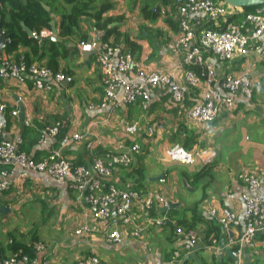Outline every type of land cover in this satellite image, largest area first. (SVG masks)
I'll return each mask as SVG.
<instances>
[{"label":"crops","instance_id":"0c3cea01","mask_svg":"<svg viewBox=\"0 0 264 264\" xmlns=\"http://www.w3.org/2000/svg\"><path fill=\"white\" fill-rule=\"evenodd\" d=\"M101 1L113 5L104 17L120 18L116 25L118 32L139 47L134 56L140 67L146 71H174L181 78V56L162 51L178 34L177 14L170 0ZM49 2L54 9L45 2L41 4L48 7L58 33L59 12L68 6L60 0ZM145 5L152 14H157L154 21L142 16ZM82 25L84 31H89L91 39L94 36L100 39L102 34L94 30L91 20L83 19ZM61 40L68 52L65 57L58 58V72L65 79L53 85L50 91L36 90L29 82L0 81V101L7 106L6 138L21 140L23 151L30 158L40 160L58 140L39 143L43 128L63 120L67 123V134L78 133L86 138L73 143L64 153L73 164L85 166L91 163L86 147L88 142H93L95 151L103 156L119 142L127 144L135 139L142 145L138 154V166L142 165L143 169L142 180L137 181L138 176L121 172L117 175L121 186L130 183L135 189L159 192L175 204L171 209L162 210H173L165 215L171 216L174 223L179 219L191 222L192 210L198 203L196 213L201 220L193 230L202 238L206 233L213 234L211 230L217 226L209 219L208 209L227 208L242 218L244 208L240 195L245 187L235 176L243 170L264 169V35L260 39L262 49L259 52H250L245 57L238 56L229 63L216 66L218 75L247 72L259 81V85L249 100L234 95V110L222 109L207 135L200 133L198 126L186 118L187 108L201 93L200 88L186 96L187 101L182 107L173 106L166 91L153 89L147 111H142L138 104L100 108L104 89L95 53L80 52L76 40ZM109 41L113 42V38ZM120 44L119 49L125 48L122 41ZM73 49L78 52L74 53ZM25 53L28 49L19 46L11 56L15 58ZM6 56L2 50L0 60ZM39 63L46 66V59ZM126 78L131 82L140 81L133 72ZM11 111H17V116L12 117ZM26 121L30 124L26 125ZM132 121H138L140 128L135 136L128 137L123 126ZM148 127L154 128L151 138L145 137ZM189 135L195 136L196 140L186 148L183 141ZM201 169L205 170L201 177L192 180L190 177ZM19 173L17 170L9 177L10 187L0 193V264L14 254L10 249L12 242L34 243L32 258L38 263L47 260L53 264H77L78 260L90 255L107 264H157L165 261L175 249V234L170 226L149 228L141 240L125 236L119 244H108L105 223L94 221L87 204L77 200L66 185H59L39 173H30L28 178L20 179ZM161 175H164L163 183L160 179L153 180ZM257 194L262 195V192ZM193 197L195 200L192 201L190 198ZM182 210L185 211L183 216L179 215ZM84 224L94 225L96 232L76 236L75 230ZM37 243L42 244L43 249L35 250ZM256 248L257 254L246 258L244 264H264V238L256 237ZM226 256L225 252L207 249L201 241L192 254L182 257L181 264H234V260Z\"/></svg>","mask_w":264,"mask_h":264},{"label":"built area","instance_id":"2783aa9c","mask_svg":"<svg viewBox=\"0 0 264 264\" xmlns=\"http://www.w3.org/2000/svg\"><path fill=\"white\" fill-rule=\"evenodd\" d=\"M177 14V38L167 43L164 54L179 55L182 58L181 78L173 71H146L140 67L134 54L126 49L114 46L112 42L91 39L79 44L83 53H95L101 72L104 94L100 108H117L123 105L138 104L142 111L149 109L151 91L161 89L169 94L173 106L182 107L186 96L193 89L201 93L191 100L186 118L198 126L200 133L207 135L222 109L232 112L235 108L234 95L251 99L259 81L247 72L223 73L218 75L216 66L233 61L236 57H245L250 52L262 49L260 39L264 35V5L257 6L245 13L243 8L230 6L221 0H170ZM239 19L234 17L241 15ZM209 24L211 28H202ZM199 31V32H198ZM199 33V34H198ZM34 37L40 40L51 36V31L41 30ZM133 72L139 82L127 80L126 75ZM13 79L19 83L29 82L40 91H50L53 85L64 81L65 76L54 73L45 65L37 62L27 63L23 55L13 58L7 55L0 60V81ZM7 106L0 101V193L10 187L9 177L20 170L18 177L26 179L30 173H39L53 179L59 185H66L83 200L91 218L105 223L106 242L116 245L124 237L141 240L149 228L162 229L175 223L165 214L152 215V211L168 206V200L157 191L135 189L130 183L121 186L117 175L121 172L132 173L138 168V154L142 145L132 139L127 144L119 142L103 156L96 154L93 142L86 147L91 155L89 166H74L65 155V150L73 143L86 140L78 133L65 134L57 140L40 160L30 158L20 150L21 140L5 137V115ZM12 117L17 111H11ZM29 125V121L25 122ZM60 123L45 126L39 143H47L58 136ZM138 121L125 123L124 133L128 137L137 134ZM145 137L154 135V128L145 129ZM181 163L186 164V161ZM236 180L242 183L245 191L240 199L244 212L242 218L227 208H210L208 217L220 229L219 237L211 234L207 244L194 230L181 226L174 228L175 249L170 256L157 264H181L185 255L192 254L202 241L207 249L223 253L229 250L234 264H244L246 258L257 254L256 237L264 234V169L243 170L236 174ZM165 180H159L163 183ZM261 191L262 195L257 193ZM96 232L94 225L84 224L75 230L78 237L89 236ZM35 250L43 249L37 243ZM53 264L50 261L37 262L36 259L16 252L4 259L1 264ZM77 264H107L95 255L83 257Z\"/></svg>","mask_w":264,"mask_h":264},{"label":"trees","instance_id":"16d2710c","mask_svg":"<svg viewBox=\"0 0 264 264\" xmlns=\"http://www.w3.org/2000/svg\"><path fill=\"white\" fill-rule=\"evenodd\" d=\"M60 1L68 6V9L63 8L59 12L60 22L58 26V36L64 41L76 40L79 44L89 41L91 39L89 31H84L82 25L83 19H88L89 21H92L94 30L102 34L99 39L100 41L107 42L112 37V44L114 46L120 47V42L122 41L125 47L122 50L128 49L133 54L135 52H139V47L135 43L129 41L126 35H121L118 32V26L110 27L112 23L120 21V18L104 17V14L113 8V5L110 2L101 0ZM41 2L47 3L54 9L52 3H50L49 0H0V34L5 40V47L3 50L7 55H11L17 51L19 46L26 47L28 49V53H25L23 56L28 64L36 61L39 63L43 59H46V67L51 69L54 73H57V60L58 58L65 57L68 49H66L62 43L50 40L49 37L40 41L36 37H30L21 26V23H23L32 32L37 34L44 29L49 31L51 30L50 12L46 11L42 7ZM254 9L255 7L243 8V11L247 13L253 11ZM141 14L145 18H149L150 21H154L157 15L151 13L148 5L143 6ZM241 16L242 14L234 17L233 19L237 20ZM203 27L211 28L209 24H203L199 30ZM73 51L74 53L78 52L77 49H73ZM17 57L18 56L15 58ZM57 121L60 123V126L56 139H60L66 134L68 127L67 123H65L63 120H56L55 122ZM195 140V136L189 135L184 139L183 146L190 148ZM20 150H24L23 145L20 146ZM96 154L99 155V152L96 151ZM74 166H78V164L74 163ZM1 169H7V166L0 165V170ZM142 170V165H139L136 170L128 174L138 176L137 181H141ZM204 171L205 170L201 169L197 174H193L190 178L195 180L201 177ZM197 207L198 203H196L194 209L192 210L194 217L191 222L185 219H179L175 225L181 226L186 230H193L197 222L201 220L200 215L196 213ZM168 212H173V210H169ZM168 212H162L161 209H158L156 212L152 211V215H169ZM168 217L172 219L171 216ZM175 225H169L173 228V231ZM211 231L216 237H219L220 229L218 226L214 227ZM210 235L206 233V235L203 237L205 244L208 243L207 238ZM260 237L264 238V234L260 235ZM33 244L34 243L31 245H26L19 242H12V244H10V249L12 253L20 252V254L27 255L32 258L34 257V251L32 250ZM226 258L230 259L229 256H226Z\"/></svg>","mask_w":264,"mask_h":264},{"label":"water","instance_id":"95a60500","mask_svg":"<svg viewBox=\"0 0 264 264\" xmlns=\"http://www.w3.org/2000/svg\"><path fill=\"white\" fill-rule=\"evenodd\" d=\"M222 2L233 6V7H237V8H251V7H257V6H261L264 5V0H221ZM43 8L48 11V7H46L45 5H43ZM118 23L114 22L110 25V27H114L116 26ZM21 26L23 28V30L30 36V37H34L33 32L27 28L23 23H21ZM50 26H51V36L49 37L50 40L55 41V42H61V38L58 37V33L57 30L54 26V21L51 20L50 21ZM39 41L40 39L38 37H36ZM93 39H97L96 36H94ZM5 47V40L4 37L0 34V53L1 51L4 49ZM21 117V115H20ZM164 178V175H161L155 179H153L154 181L159 180ZM175 206V204L168 202V206L166 208H163V211H166L168 209H171ZM2 211V209H1ZM225 253L231 257V253L229 250H226ZM232 258V257H231ZM234 260V258H232Z\"/></svg>","mask_w":264,"mask_h":264},{"label":"rangeland","instance_id":"374dc122","mask_svg":"<svg viewBox=\"0 0 264 264\" xmlns=\"http://www.w3.org/2000/svg\"><path fill=\"white\" fill-rule=\"evenodd\" d=\"M192 201L193 200H195V197H193V198H190ZM183 200L185 201V199L183 198ZM185 213V211L184 210H182V211H180V213H179V215H183Z\"/></svg>","mask_w":264,"mask_h":264}]
</instances>
